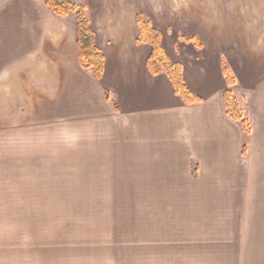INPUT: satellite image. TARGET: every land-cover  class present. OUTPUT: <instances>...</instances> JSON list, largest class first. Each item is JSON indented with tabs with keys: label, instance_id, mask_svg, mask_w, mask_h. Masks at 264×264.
Returning a JSON list of instances; mask_svg holds the SVG:
<instances>
[{
	"label": "crops",
	"instance_id": "1",
	"mask_svg": "<svg viewBox=\"0 0 264 264\" xmlns=\"http://www.w3.org/2000/svg\"><path fill=\"white\" fill-rule=\"evenodd\" d=\"M8 1L0 0L3 101L40 110L56 133L71 126L83 139L79 154L91 160L96 184L89 195L96 203L93 214L101 215L90 228L98 261L264 264V177L253 169L251 155L264 139L256 135L264 131V79L246 83L241 69L226 60L245 102L237 98L250 123L245 135L226 115L221 65L223 81L213 84L200 78L203 67L184 69V81L202 98L186 104L164 72L148 70L151 46L136 43L134 16L90 15L104 54L98 80L80 66L76 32L64 42L61 18L38 13L29 0L25 12L12 13L16 3Z\"/></svg>",
	"mask_w": 264,
	"mask_h": 264
},
{
	"label": "rangeland",
	"instance_id": "2",
	"mask_svg": "<svg viewBox=\"0 0 264 264\" xmlns=\"http://www.w3.org/2000/svg\"><path fill=\"white\" fill-rule=\"evenodd\" d=\"M29 1L38 13L54 14L45 0ZM70 1L84 4L87 16L149 21L169 59L180 63L182 72L203 67V81H223L219 66L227 59L241 69L246 83L264 79V0ZM25 2L15 0L12 13L25 12ZM75 14L58 16L65 43L76 29ZM32 84L39 86L36 76ZM5 98L0 92V264H115L98 261L90 249V233L95 232L90 228L101 215L93 214L96 203L89 195L96 184L89 174L91 160L79 154L83 139L71 126L56 133V125L43 120L40 110ZM256 135L262 138L264 131ZM259 142L252 150V167L264 177V139Z\"/></svg>",
	"mask_w": 264,
	"mask_h": 264
},
{
	"label": "trees",
	"instance_id": "3",
	"mask_svg": "<svg viewBox=\"0 0 264 264\" xmlns=\"http://www.w3.org/2000/svg\"><path fill=\"white\" fill-rule=\"evenodd\" d=\"M45 3L55 15L60 17L68 15L71 12L76 13L75 42L80 66L84 70L91 71L94 77L100 80L104 72V54L95 43V33L85 12V5L82 3L75 4L70 0H45ZM136 23L138 27L136 43H146L151 46V52L146 61L150 73L157 75L164 72L169 78L175 94L184 103H200L202 98L194 93L184 81L182 65L172 62L161 46L160 34L155 33L151 28L150 22L142 19L140 16L136 17ZM189 40H192V38ZM221 70L226 84V88L223 91L226 115L231 120L238 122L242 132L248 135L251 129L250 123L244 116L237 97L232 90V87L235 85V78L226 60H222ZM105 97L109 99V92L107 90L105 91ZM114 109L118 110L116 104L114 105ZM245 153L246 147L244 145L242 147V155H245ZM191 173L192 175H196L197 173V163L195 161L191 162Z\"/></svg>",
	"mask_w": 264,
	"mask_h": 264
}]
</instances>
